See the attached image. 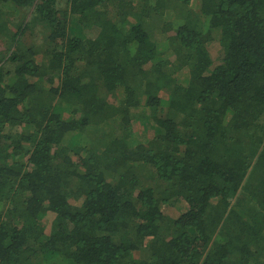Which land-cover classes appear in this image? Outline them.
<instances>
[{"label":"trees","instance_id":"obj_1","mask_svg":"<svg viewBox=\"0 0 264 264\" xmlns=\"http://www.w3.org/2000/svg\"><path fill=\"white\" fill-rule=\"evenodd\" d=\"M0 264H264V0H0Z\"/></svg>","mask_w":264,"mask_h":264}]
</instances>
